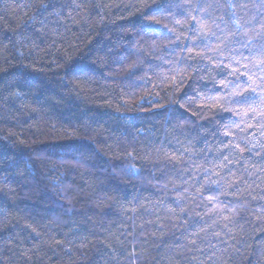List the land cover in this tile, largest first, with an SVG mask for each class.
Wrapping results in <instances>:
<instances>
[{"label": "trees", "instance_id": "1", "mask_svg": "<svg viewBox=\"0 0 264 264\" xmlns=\"http://www.w3.org/2000/svg\"><path fill=\"white\" fill-rule=\"evenodd\" d=\"M241 2L247 16L264 15L261 0ZM41 3L51 6L32 22ZM183 3L0 0V264H201L185 240L193 219L210 226L199 246L216 245L215 264H264L255 153L246 207L231 223L207 197L219 195L217 209L235 198L200 189L195 165L211 167L228 142L223 126L240 123L226 109L243 106L231 95L242 80L188 58L193 43L176 40L192 35L176 24L187 20ZM208 97H223L224 110ZM182 180L190 194L178 205Z\"/></svg>", "mask_w": 264, "mask_h": 264}, {"label": "snow or ice", "instance_id": "2", "mask_svg": "<svg viewBox=\"0 0 264 264\" xmlns=\"http://www.w3.org/2000/svg\"><path fill=\"white\" fill-rule=\"evenodd\" d=\"M261 4L264 5V0H261ZM50 6V3H41L31 21H35L36 15L46 13ZM179 7L184 9L187 20L183 25L180 21H176V24L192 35L184 37L178 35L176 40L180 41L183 38L193 43L194 47L188 49L190 53L188 58L191 60L199 57L215 63L216 68L230 69V75L236 80H242V84H237L236 90L231 95L238 98L233 101L234 103L243 104V106L226 109L239 117L240 123H236L234 129L229 125L223 126V136L228 142L222 143L215 149L218 155L211 167L195 165V168L203 173L199 178L204 180L200 189L219 192L223 188V195L235 198L236 202L231 209L226 205L217 209L215 205L219 202V195L207 197V200L214 206L213 213L216 211L230 212V215L225 216L224 219L231 223V217L239 215V210L246 207L245 193L250 195L251 185L247 183V179L252 175V170L256 168L249 162L254 153L261 164L256 171L264 174V15H261L259 20L257 16H247L245 10L248 5L241 0H223L222 3L221 0H207V2L196 0L195 4L191 0H184ZM216 10H220L219 15H214ZM240 12H244V15ZM54 14L59 16L60 12L57 11ZM168 31L172 34L174 29ZM214 41L218 43L214 44ZM197 49L200 50L197 51ZM245 51L247 55H244ZM138 67L139 65H133L129 75H132ZM177 73L179 74V69ZM173 83H176L175 78ZM221 84L226 88L230 86L223 81ZM223 99V97H208L206 106L224 110L221 102ZM187 154L188 150L185 149L181 156L170 154L168 159L179 161L183 155ZM129 170L135 172V169ZM192 181L196 183V177H192ZM187 184L188 181L183 180L179 185L173 184V190L177 192L174 202L178 205L190 194L189 187L185 186ZM212 185H216V188L212 189ZM181 212L187 215L186 210L181 209ZM261 212L264 214V209ZM188 223L193 229L185 237L189 250L198 252L204 257L201 264H215L218 251L216 245H208V251L199 246L203 242L202 234L207 232L210 226L205 223L203 227H199L200 221L195 219ZM224 228L228 229V224H225ZM212 235L219 238L221 233L212 232ZM224 235L228 237V240H234L231 229H228ZM228 240L219 241L224 252L229 251ZM113 251L115 252V249ZM129 255L134 256L135 250Z\"/></svg>", "mask_w": 264, "mask_h": 264}]
</instances>
